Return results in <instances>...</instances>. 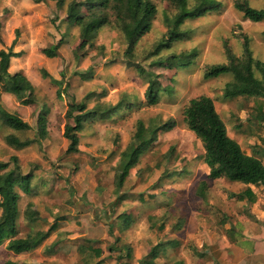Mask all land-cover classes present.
Returning <instances> with one entry per match:
<instances>
[{
    "label": "rangeland",
    "instance_id": "374dc122",
    "mask_svg": "<svg viewBox=\"0 0 264 264\" xmlns=\"http://www.w3.org/2000/svg\"><path fill=\"white\" fill-rule=\"evenodd\" d=\"M27 1L30 0H0L1 13L6 12L5 8L10 12L6 6H23L16 9L13 17L21 22L28 38L22 56L12 64V69L20 66L28 78L36 76L41 81L33 105L19 103L12 94L0 97L1 106L18 114L31 126L14 134L20 138L35 137L32 144L22 149L7 146L3 136L13 131L0 116V160L8 161L10 155L16 156L20 171H28L31 176L30 192H20L18 230L14 236L22 237L31 232L22 217L25 205H29L38 212L35 227L39 229L44 230L56 218L65 216L58 219L63 221V233L66 231L73 236L75 243L81 240L82 244L99 247L98 257L104 258L100 264H114V259L119 264H137L139 260L135 257H143L159 241L160 252L155 261L160 264H171L175 259L192 256L194 253L190 248L194 239L203 240L197 247L199 250L214 252L218 247V225L222 226L229 219L222 210L230 209L233 199L228 197L223 201V194L218 195V178H209V167L202 160L201 142L185 125L182 108L192 97L201 94L211 97L226 124L228 135L240 144L243 151L249 149L264 163V122L254 116L253 99L223 96L222 88L231 79L230 74L203 77L205 65L226 62L225 45L235 55H241L244 36L254 57L264 59V19H245L234 8L235 0H218V10L183 22L180 29L187 30L186 37L170 42L168 47L152 55L156 43L168 28L166 18H171L176 11L171 0H152L157 11L151 19L150 30L141 36L133 51L125 54L123 37L111 22L120 11L116 8L118 5L111 2L100 8L110 23L99 27L88 43L79 47V35L70 33L67 40L61 33L64 28L60 23L54 28L58 32L56 36L47 33L42 38L32 33L31 21L24 11ZM54 1L44 0L52 6L51 24L58 19L55 15H59L58 4L52 5ZM196 1L187 0V4L192 6ZM247 1L252 7L264 8V0ZM81 10L87 12L85 6ZM52 16H55L54 20ZM69 27L78 31L75 24ZM60 36L65 39L57 59L47 65L37 48L56 42ZM191 49H195L196 54L185 56ZM172 53L187 64L177 65L176 60L172 66L167 60L151 64L153 60L164 59ZM40 68H46L49 77L42 78ZM148 72L163 88L151 105H147L143 98ZM120 98L133 103L114 119L104 122L87 120L79 131L77 149L66 152L68 141L62 132L65 123L72 122L65 116L68 105L85 101L87 108H91L97 101L113 105ZM42 106L50 112L46 115L47 134L40 136L36 132V114ZM137 120H142L144 125L171 120L173 125L157 131L156 138L142 149L138 162L130 167L119 185L117 164L131 140ZM220 178L231 184H244ZM201 181L206 193L204 200L195 192L196 184ZM228 189L239 191L242 188ZM195 217L203 219L200 220L199 233ZM123 227L124 231L119 232ZM189 230L193 239L188 235ZM54 231L43 243L52 239ZM173 235L179 245L168 247L167 240ZM43 243L19 253L7 250L2 244L0 264L9 260L24 264H93L98 260L97 256L88 260V255L82 257L78 253L75 261L74 248L66 246L57 253L55 251L53 256L48 255ZM111 245L114 249L109 248ZM127 245L130 246L129 257L126 256ZM204 257L209 262L216 255L205 254Z\"/></svg>",
    "mask_w": 264,
    "mask_h": 264
},
{
    "label": "trees",
    "instance_id": "16d2710c",
    "mask_svg": "<svg viewBox=\"0 0 264 264\" xmlns=\"http://www.w3.org/2000/svg\"><path fill=\"white\" fill-rule=\"evenodd\" d=\"M44 1V0H35ZM61 0H57L56 3ZM118 5L120 10L116 19L111 20L114 27L121 33L125 44V54L133 51L141 36L150 30L151 19L154 17L157 8L152 0H71L66 7V20L79 27L80 44L85 46L89 39L99 27L110 23L107 14L100 8L110 5ZM175 7V12L171 18H166L168 28L156 43L152 55H156L162 48L169 46V43L187 36V30H181L180 26L186 19H194L202 16L206 12L218 10L220 2L218 0H197L192 6H188L187 0H171ZM87 8L86 13L81 12V7ZM234 8L241 12L245 19L259 21L264 19V8L252 7L247 0H235ZM99 9V10H98ZM123 11L122 13H120ZM125 15V16H124ZM16 37L18 30H15ZM16 37L6 48H0V96L1 92L14 95L15 99L24 105H32L36 101L34 87L30 80L21 72L10 73L9 63L13 56H20L22 51H13L12 47L16 43ZM63 42L59 38L49 46L42 47L39 51L46 57L58 55V49ZM243 50L241 55H235L230 48L225 45L226 62L205 65L203 71L204 78H214L221 74H230L231 79L226 81L222 88L224 97L245 96L253 99L254 116L260 122H264V59L254 57L252 50L248 46L246 36L242 39ZM196 54L195 49H191L185 56ZM167 60L172 66L176 60L177 65L183 66L187 62L176 55L170 54L164 59L153 60L151 64H160ZM43 77H49L48 72L40 69ZM147 73V86L143 92V98L147 105L155 102L163 88L158 85L157 80ZM133 102L120 98L115 104L97 101L94 106L87 108L85 101L72 102L65 110V116L71 123H65L63 136L68 140L66 152L75 151L78 143V133L87 120L107 121L114 119L115 116L128 109ZM48 109L42 106L39 109L36 128L37 133L43 136L46 131ZM0 116L6 125L13 132L25 131L31 128L30 124L23 120L18 114L7 111L0 105ZM183 121L187 128L191 130L200 140L203 148V163L209 167L208 176L210 179L223 177L230 181H240L244 184L264 185V163L252 154H247L240 144L227 133V127L219 113L216 111L213 99L208 95L201 94L190 98L182 108ZM172 121L151 122L144 125L142 120H137L135 131L131 140L127 143L121 153L117 164L120 171L118 184L121 185L130 167H133L139 156L147 145L151 144L156 138L159 130L172 127ZM4 142L14 148L22 149L35 141L34 138L18 137L14 133L4 135ZM11 159V160H10ZM0 246L14 253L26 251L37 246L49 233L52 226L44 232H37L34 235H27L21 238H14L16 232L17 217V198L16 186L28 188L30 174H22L19 168L17 157L10 155L8 161L0 160ZM202 181L196 184V195L205 199V192L202 189ZM238 200L253 201L255 194L249 186H244L238 192L229 194ZM37 216V211L30 210L29 206L24 209V218L32 220ZM110 231V229H109ZM126 256L129 257V246ZM114 249L113 247H109ZM94 254L98 255L100 248H90ZM160 252V244H156L139 261V264H160L156 262ZM119 258L120 255L118 254ZM115 259V264H119ZM5 264H24L14 261H7ZM172 264H179L178 261Z\"/></svg>",
    "mask_w": 264,
    "mask_h": 264
},
{
    "label": "crops",
    "instance_id": "0c3cea01",
    "mask_svg": "<svg viewBox=\"0 0 264 264\" xmlns=\"http://www.w3.org/2000/svg\"><path fill=\"white\" fill-rule=\"evenodd\" d=\"M55 1L52 4L53 6H54V3L56 4ZM70 1L71 0H61L60 2L57 3L58 9H59V15H55L58 18V19L56 18L57 20L54 21L55 25L49 23V18L51 15L50 13H51V7L52 6L51 7L48 6L49 4H46L44 1H35V0L34 1H32V0L27 1L26 2L27 6H25L24 11H26V16L31 21L30 26H31L32 33H34L36 35H41L42 38L44 37V34H47V33L51 34L52 36H56V35H58V32L55 31L54 28H55V26H57L58 23H60L61 27L64 28V31L61 33H63V36H65L67 40L71 37V34H72V36L79 35L78 25L75 24V26L78 27V31H77V29H74V30L70 29L69 26L72 23H70L69 21H67L65 19L66 18V7ZM80 1L83 2L84 0H80ZM6 7L9 8L10 12H8L6 8L4 9L6 12H2V13L0 12V15H2V18L0 17V48H2V47L6 48L11 44L12 40L16 37L15 30L17 29L18 35L16 37V43L13 45L12 50L13 51H22V53L20 55V56H22V54L24 52L23 49L26 45L25 41L27 40L28 35H27L26 31H23V25L21 24V22L13 16H15L16 9L22 8L23 6L20 7L18 5H15V6L13 5L12 8L14 9V11H12V12H11L12 8H10L9 6H6ZM81 12H82V10H81ZM82 13H86V12H82ZM55 16L54 17L52 16L53 20L55 19ZM61 37L62 36H60L59 38H61ZM65 37H62L63 42H64ZM63 42L61 44H63ZM46 46L47 45L39 46L37 49H40V48L46 47ZM58 51H59V49H58ZM42 55L44 56V58H42V61L45 62L47 65L52 64L54 59H57V56L46 57L44 54H42ZM20 56H13L10 58V63H9V68H8L10 73H14L16 71H21L20 70L21 68H19L20 66L12 69V64L15 61H17V59ZM44 69L46 70V68H44ZM41 77L45 78L42 75H41ZM39 78L40 77L37 78L36 76H34L32 78H28L34 87V91L36 94H37L38 85L41 83ZM7 94H11V93L1 92L2 96L7 95ZM38 112L36 114V117L38 115ZM49 112L50 111L48 110L47 114ZM2 122L4 124H6L4 121H2ZM46 127H47V125H46ZM45 131H46V129H45ZM36 132H37V129H36ZM9 133H14V132H9ZM80 134L81 133H78V139H79ZM3 138H4V136H3ZM29 138L35 139L34 136L29 137ZM246 153L252 154L249 149H247ZM19 167H20V165H19ZM21 173L25 174V173H28V171H26V172L21 171ZM28 186H30V179L28 182ZM244 186H249L251 188V190L254 192L255 199L253 201H247L245 199L238 200L235 197H232L229 195L230 193L238 192V191H234V190L231 191L228 188H231V189L232 188L233 189L234 188H243ZM30 190L31 189L29 187L27 189H24L22 186H16L15 187V191L18 194V198H17V202H16L17 210H18L17 217H16L17 218L16 219V225H17V220H18V215H19L18 201L20 198V192L24 191V192L29 193ZM222 194L224 197L223 201H225L226 198L230 197V199L231 198L233 199V203H232V206L230 207V209H228V210L223 209L222 210L229 215V219L222 226L218 225V247L215 248L214 252H211L208 249L199 250L197 247L201 246L203 240L201 241L199 239H194L193 240L194 245H192L190 248V250L194 254H192V256L186 257V259H184V258L183 259H181V258L175 259L172 261V263L178 261L179 264H204V262H206L205 264H264V185L256 186L253 184H240V185L239 184H231L229 182H226L225 180H222V178H218V195H222ZM219 199H221V198H219ZM123 202H125V201H123ZM26 206H29V205H25V207ZM30 210H33V209L30 207ZM34 211H37V210H34ZM22 213H23L22 217H23V220L25 221V225H27L28 229L31 231V232H27L28 235L29 234L34 235L35 233H37L39 231H41V232L47 231L52 226L48 235L37 246L41 245L44 242V240L50 236V233L55 230L54 231L55 234L52 237V239L49 242L43 243L44 251H46L48 253V255L53 256V254H55L54 253L55 251L57 253L58 251L64 249L65 246L67 248L69 247L70 249L74 248V251H75L74 259H75V261L78 259V253L81 254L82 257H84L83 255H88L89 256L88 260L91 258H94L95 256L98 257L100 255L101 249H100L99 254L96 255L90 249V248H95V247H92L87 243L82 244L81 240L79 242L75 243L72 241L74 239L73 236L66 234V231L63 233V231H64L62 228L63 221L62 220L58 221V219H62L65 216H59V218H56L53 222H51L49 224V226L47 228H45L43 230V229H39V227H35L37 225L38 219H39L38 212H37V216L35 218H33L32 220H28V219L24 218V210ZM200 213L201 212H199V214ZM195 219H196V226H197L196 231H197V233H199V232H201L199 229V225H201V223H202V222H200V220H203V219H201V217H195ZM59 222H60V224L58 225ZM31 227L33 228V230H31ZM124 229H125L124 227L119 228V232L124 231ZM17 230H18V226H17L16 231ZM62 234H64V236H62ZM192 234L193 233H191V231L189 230L188 231L189 237L192 238ZM13 237L16 238L14 235H13ZM22 237H25V236H22ZM175 237L176 236L173 235L171 240H167L168 247H177L179 245V241L177 239H175ZM17 238H21V237H17ZM202 238H204V237H202ZM82 241H83V239H82ZM46 243H49L48 246H46ZM74 243L76 246H73ZM156 243L160 244V241L156 242ZM37 246H35L34 248H36ZM162 246H164V244ZM110 247H112V245ZM129 248H130V246H129ZM31 249H33V248H31ZM31 249H29V250H31ZM26 251H28V250H26ZM147 253L148 252H146V254ZM146 254H144V256ZM205 254H211L212 256L216 255V258L210 259V261L207 262L205 260V257H204ZM143 257H142V255H138L135 257V260L140 261ZM103 259L104 258L98 257V260L96 262H94L93 264H100L103 261ZM88 260L86 259L85 263H87ZM139 261L137 264L140 263ZM20 263H25V262H20ZM36 264H42V263H36ZM114 264H115V262H114ZM142 264H144V263H142Z\"/></svg>",
    "mask_w": 264,
    "mask_h": 264
}]
</instances>
